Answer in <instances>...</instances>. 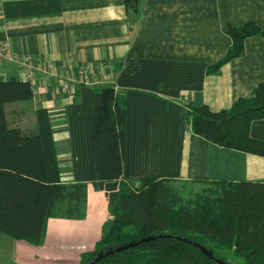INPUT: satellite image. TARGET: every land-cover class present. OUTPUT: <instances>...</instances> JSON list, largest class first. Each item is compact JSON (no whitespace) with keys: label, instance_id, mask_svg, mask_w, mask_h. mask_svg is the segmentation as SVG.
I'll return each mask as SVG.
<instances>
[{"label":"crops","instance_id":"obj_1","mask_svg":"<svg viewBox=\"0 0 264 264\" xmlns=\"http://www.w3.org/2000/svg\"><path fill=\"white\" fill-rule=\"evenodd\" d=\"M137 10L123 0H0V80L36 83L31 102L7 106L8 123L30 132L35 112L47 110L61 180L88 184L83 219H49L40 243L0 235V264H79L102 239L110 213L106 194L93 187L92 137L95 91L107 84L125 100L130 183L147 176L187 184L264 180V157L193 134L186 109H230L264 82V37L248 38L244 56L207 72L232 45L229 26L264 30V0H140ZM24 55L71 71L76 82L84 64L97 74L106 66L112 78L66 94L52 73L23 66ZM250 136L264 141V119L251 123Z\"/></svg>","mask_w":264,"mask_h":264},{"label":"trees","instance_id":"obj_2","mask_svg":"<svg viewBox=\"0 0 264 264\" xmlns=\"http://www.w3.org/2000/svg\"><path fill=\"white\" fill-rule=\"evenodd\" d=\"M137 9L140 0H123ZM232 45L210 66L218 74L223 66L245 54V42L264 37L254 23L229 26ZM100 75V74H98ZM34 88L29 81L0 80V235L14 240L42 242L49 219H83L87 183L61 180L47 110L35 112L30 132L10 127L7 106L29 103ZM112 84L95 91L96 132L92 137L96 179L93 183L108 200L110 219L95 250L84 253L79 264H264V180L204 182L198 192L185 194L187 183L159 176L137 184L125 177L126 106ZM192 133L212 144L264 157V141L250 136L253 121L264 119V82L230 109L213 112L207 106H187ZM184 186L180 188L178 184ZM203 247L213 259L206 257Z\"/></svg>","mask_w":264,"mask_h":264},{"label":"built area","instance_id":"obj_3","mask_svg":"<svg viewBox=\"0 0 264 264\" xmlns=\"http://www.w3.org/2000/svg\"><path fill=\"white\" fill-rule=\"evenodd\" d=\"M1 54L6 50V45H2L0 48ZM14 59H17L14 57ZM23 66L32 68L33 66H38L43 68L45 71H48L53 74V76L59 81L62 91L66 94H76L79 91L80 86L92 85L100 82H108L112 78V74L107 72L108 67L103 66L100 69V75L90 65H81L78 67V72L81 75L79 82H76L73 79V74L69 70L60 69L56 67L55 64L51 62H46L39 58H33L30 55H24L18 59ZM33 88L36 87V83L33 82Z\"/></svg>","mask_w":264,"mask_h":264},{"label":"rangeland","instance_id":"obj_4","mask_svg":"<svg viewBox=\"0 0 264 264\" xmlns=\"http://www.w3.org/2000/svg\"><path fill=\"white\" fill-rule=\"evenodd\" d=\"M178 186L180 188H183L184 185L182 183H180V184H178ZM184 189H185V194L188 195L190 192H192V194H193V192L195 193V192H198V191L202 190L203 189V186L193 185V184L192 185L187 184V185H185ZM1 240H2V243L5 240H6V242H11V239H9V238H4V239H1ZM232 261H233L234 264H245V261L242 260V259H241V261H238V259L237 260L233 259Z\"/></svg>","mask_w":264,"mask_h":264},{"label":"water","instance_id":"obj_5","mask_svg":"<svg viewBox=\"0 0 264 264\" xmlns=\"http://www.w3.org/2000/svg\"><path fill=\"white\" fill-rule=\"evenodd\" d=\"M137 245H139V243H135V244H132V245H130V246H125V247L119 248V249H117V250H115V251H113V252H110V253H108V254H103V255L99 256V257L97 258V260H94V262H92L91 264H96L97 262H99V260H102L104 257H106V256H108V255H112V254H115V253L121 252V251H123V250H126V249H128V248H131V247H133V246H137ZM199 248L203 251V253L206 255V257H209V258L213 259V257L210 256V254L207 253V251H206L203 247L199 246ZM215 261H216L217 264H228V263H226V262H224V261H219V260H215Z\"/></svg>","mask_w":264,"mask_h":264}]
</instances>
